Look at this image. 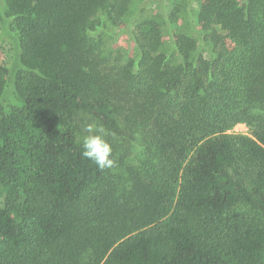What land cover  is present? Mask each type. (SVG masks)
<instances>
[{
  "label": "trees",
  "instance_id": "obj_1",
  "mask_svg": "<svg viewBox=\"0 0 264 264\" xmlns=\"http://www.w3.org/2000/svg\"><path fill=\"white\" fill-rule=\"evenodd\" d=\"M0 25V264H264V0H0Z\"/></svg>",
  "mask_w": 264,
  "mask_h": 264
},
{
  "label": "clouds",
  "instance_id": "obj_2",
  "mask_svg": "<svg viewBox=\"0 0 264 264\" xmlns=\"http://www.w3.org/2000/svg\"><path fill=\"white\" fill-rule=\"evenodd\" d=\"M82 137V157L94 163L100 170H113L117 166L113 158V147L103 126L95 122L85 124Z\"/></svg>",
  "mask_w": 264,
  "mask_h": 264
},
{
  "label": "rangeland",
  "instance_id": "obj_3",
  "mask_svg": "<svg viewBox=\"0 0 264 264\" xmlns=\"http://www.w3.org/2000/svg\"><path fill=\"white\" fill-rule=\"evenodd\" d=\"M155 9L158 10L157 6L155 7ZM157 15H158V13L156 11L155 16L157 17ZM159 24L163 25V22L160 21ZM228 43H229L231 48H234L233 41L229 40ZM116 46L121 48V49H128L132 56L136 57L138 54V51H137L135 44L132 43L130 41L129 37L126 35L121 36V38H120V40ZM15 54H16V48L14 45V41L11 39L10 36L6 35L1 30V25H0V66H2V67L9 66L10 67L13 64V61L15 59ZM231 131L235 132V133L249 134L250 133V127L245 123H237ZM136 150L138 151L139 148H137ZM136 150L134 148L132 149V151H134L135 153H136Z\"/></svg>",
  "mask_w": 264,
  "mask_h": 264
}]
</instances>
